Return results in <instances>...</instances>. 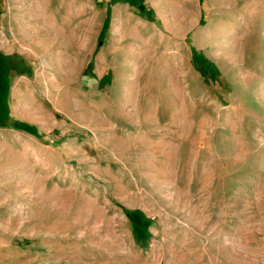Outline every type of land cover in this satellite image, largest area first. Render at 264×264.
I'll list each match as a JSON object with an SVG mask.
<instances>
[{
    "label": "rangeland",
    "instance_id": "obj_1",
    "mask_svg": "<svg viewBox=\"0 0 264 264\" xmlns=\"http://www.w3.org/2000/svg\"><path fill=\"white\" fill-rule=\"evenodd\" d=\"M0 26L72 89L41 154L0 99V264H264V0H0Z\"/></svg>",
    "mask_w": 264,
    "mask_h": 264
},
{
    "label": "crops",
    "instance_id": "obj_2",
    "mask_svg": "<svg viewBox=\"0 0 264 264\" xmlns=\"http://www.w3.org/2000/svg\"><path fill=\"white\" fill-rule=\"evenodd\" d=\"M2 32L0 29L1 34ZM9 33L10 35H5L3 32V38L0 39V61L2 62V67H0V99L6 109L4 120L9 124L14 123L17 139L23 141L31 137L38 139L36 140V143L39 144L37 153L41 154V148L45 147L42 135H40L41 132L48 128L56 129L58 136H64V133L70 130L68 124L66 127L64 120L68 116L61 106L65 101L70 102L72 99V89L69 87L71 84L66 85L61 78L53 77L54 74L60 76V74L65 73L64 66L62 69L59 67L60 71H56L46 61L43 64L36 63L35 53L18 49V43L25 41H19L18 38H15L14 32L10 29ZM10 42L16 44L14 49L8 47ZM82 48L84 54L79 59L80 67L74 68L75 74H78L73 83L74 100H79L81 97V94L76 93V87L80 86V76L86 73L85 37ZM63 63L69 69L70 57L64 59ZM85 88L83 86V96L86 92ZM77 90L80 91V89ZM48 120L52 123L49 124V127H44L46 123L48 124ZM35 124L37 126H34ZM28 132H32L33 135L30 136ZM61 148L64 149V147Z\"/></svg>",
    "mask_w": 264,
    "mask_h": 264
}]
</instances>
